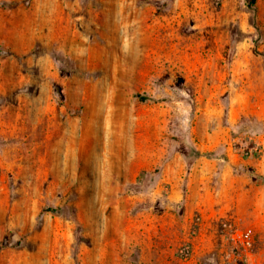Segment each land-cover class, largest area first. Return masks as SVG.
Wrapping results in <instances>:
<instances>
[{
  "label": "rangeland",
  "instance_id": "1",
  "mask_svg": "<svg viewBox=\"0 0 264 264\" xmlns=\"http://www.w3.org/2000/svg\"><path fill=\"white\" fill-rule=\"evenodd\" d=\"M0 264H264V0H0Z\"/></svg>",
  "mask_w": 264,
  "mask_h": 264
},
{
  "label": "built area",
  "instance_id": "2",
  "mask_svg": "<svg viewBox=\"0 0 264 264\" xmlns=\"http://www.w3.org/2000/svg\"><path fill=\"white\" fill-rule=\"evenodd\" d=\"M229 239L234 247L242 248L244 252L250 250L252 246V237L250 230L239 232L236 228H234L229 234Z\"/></svg>",
  "mask_w": 264,
  "mask_h": 264
},
{
  "label": "crops",
  "instance_id": "3",
  "mask_svg": "<svg viewBox=\"0 0 264 264\" xmlns=\"http://www.w3.org/2000/svg\"><path fill=\"white\" fill-rule=\"evenodd\" d=\"M197 161H199L198 159H197ZM196 163V162H195ZM195 165V164H194Z\"/></svg>",
  "mask_w": 264,
  "mask_h": 264
}]
</instances>
